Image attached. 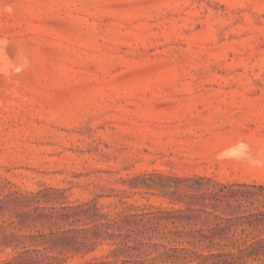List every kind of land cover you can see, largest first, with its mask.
<instances>
[{
  "label": "rangeland",
  "instance_id": "rangeland-1",
  "mask_svg": "<svg viewBox=\"0 0 264 264\" xmlns=\"http://www.w3.org/2000/svg\"><path fill=\"white\" fill-rule=\"evenodd\" d=\"M214 181L264 185V0H0V198L40 191L48 206L153 211L118 219L110 238L82 218L17 231L9 202L5 231L34 237L4 245L0 230V262L68 228L87 247L62 264L118 246L132 264L145 231L227 250L199 241L217 223L198 196Z\"/></svg>",
  "mask_w": 264,
  "mask_h": 264
},
{
  "label": "trees",
  "instance_id": "trees-1",
  "mask_svg": "<svg viewBox=\"0 0 264 264\" xmlns=\"http://www.w3.org/2000/svg\"><path fill=\"white\" fill-rule=\"evenodd\" d=\"M134 177L132 180H136ZM205 178L197 177L199 183ZM145 187H155L154 184H142ZM138 187V186H135ZM264 190L263 184H249L245 182L220 183L214 181L211 188L201 189L198 196L201 199L204 213L210 214L217 219V223L209 228L208 234H201L199 241H208L212 246H232L227 250L199 254L184 247L168 246L164 243L146 241L150 239L148 232H144L142 239H136L143 244L144 257L134 260L132 264H264V195L258 191ZM9 195L0 198V206L7 203L14 205L17 221L22 226H29L48 219L62 220L72 223L82 218L84 225L94 223L102 225L107 237H116V233L108 232V229L118 224V219L132 216H143L153 211L127 213L120 210L114 216L108 213H101V206L91 202H80L73 205L48 206L41 204L40 191L26 193L15 190ZM262 196L261 206L254 205V201H259ZM208 207L210 209H208ZM149 208V207H148ZM151 208V206H150ZM102 219L104 221H102ZM89 222H88V221ZM142 221V217H140ZM89 227L81 229L87 230ZM250 228H258L260 232L252 235ZM0 230L3 233L2 243L4 245H18L24 243V239H31L34 235L19 233L15 230L6 232L4 221L0 220ZM69 230L63 229L58 232H51L49 240L33 242L34 248L17 251L16 255L6 262L0 264H62L68 257L69 252H80L87 246H76L77 239L69 236ZM239 230V232H238ZM215 237L219 240L214 242ZM18 238H23L18 241ZM97 238V237H95ZM12 239L18 242L13 244ZM50 241V242H48ZM46 243H51L46 246ZM65 243V244H64ZM120 243L126 244L125 241ZM158 246H150V245ZM82 245V244H81ZM148 245V246H147ZM123 246H118L110 251L107 258L95 259L86 264H126L127 260L120 258V250ZM130 247V246H127ZM89 250V247L86 248ZM53 251H56L54 253Z\"/></svg>",
  "mask_w": 264,
  "mask_h": 264
}]
</instances>
